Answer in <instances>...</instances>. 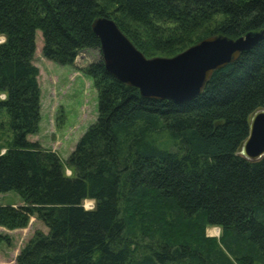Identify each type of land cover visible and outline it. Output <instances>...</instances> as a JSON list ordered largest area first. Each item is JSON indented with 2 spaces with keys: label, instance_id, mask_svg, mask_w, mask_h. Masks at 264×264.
<instances>
[{
  "label": "trees",
  "instance_id": "1",
  "mask_svg": "<svg viewBox=\"0 0 264 264\" xmlns=\"http://www.w3.org/2000/svg\"><path fill=\"white\" fill-rule=\"evenodd\" d=\"M99 16L146 56H172L210 35L264 28V0H0V108L14 136L0 155V192L24 200L0 205V225L26 227L35 215L49 229L17 264H264V155L238 154L251 114L264 109V35L181 103L143 97L102 57L88 64L98 117L67 174L56 152L28 138L41 120L36 34L44 57L73 65L81 51H101ZM214 225L220 236H207Z\"/></svg>",
  "mask_w": 264,
  "mask_h": 264
},
{
  "label": "water",
  "instance_id": "2",
  "mask_svg": "<svg viewBox=\"0 0 264 264\" xmlns=\"http://www.w3.org/2000/svg\"><path fill=\"white\" fill-rule=\"evenodd\" d=\"M92 28L100 39L102 59L108 72L119 81L137 87L143 97L177 103L196 97L213 70L236 60L264 35V28L236 38L211 35L173 57L149 58L113 18L99 16ZM238 154L251 160L264 155V109L251 114L248 135Z\"/></svg>",
  "mask_w": 264,
  "mask_h": 264
},
{
  "label": "rangeland",
  "instance_id": "3",
  "mask_svg": "<svg viewBox=\"0 0 264 264\" xmlns=\"http://www.w3.org/2000/svg\"><path fill=\"white\" fill-rule=\"evenodd\" d=\"M1 36L0 42L5 39ZM43 41L42 31L38 30L34 63L40 71L38 80L41 87V120L38 132L30 134L28 138L56 152L62 159L66 173L72 174V170L67 165V159L80 138L98 117V91L94 79L84 72V68L91 62L99 60L102 53L98 49H86L79 53L73 65H62L44 57ZM182 51L172 56H157L173 57ZM147 57L150 58V56ZM2 95L0 98L4 99ZM13 137L10 115L6 109L0 108V155L12 146ZM21 200L24 201L14 190L0 192V205H9ZM87 201H84L85 208L93 209L96 201L94 199L92 202ZM0 226L3 227V229L0 228V260L8 262L16 260L13 257L14 254L20 253L36 231L41 230L47 233L49 230L35 215L31 217L26 227L10 229ZM16 229L20 230L16 231ZM205 233L207 236L218 237L220 227L208 226Z\"/></svg>",
  "mask_w": 264,
  "mask_h": 264
},
{
  "label": "crops",
  "instance_id": "4",
  "mask_svg": "<svg viewBox=\"0 0 264 264\" xmlns=\"http://www.w3.org/2000/svg\"><path fill=\"white\" fill-rule=\"evenodd\" d=\"M4 40H5V39H4ZM4 40H3V41H4ZM3 41H2V42H3ZM9 205H15V206L24 205V201L21 200V201L14 202V203L9 204ZM0 228L3 229V227H1V226H0ZM17 230H20V229H16V231H17ZM220 234H221V228H220L219 236H220ZM219 236H218V237H219ZM13 257H15V259H16L17 254H14ZM14 262H15V263H14ZM14 262H13V260H11V262H8V261H1V260H0V263H1V264H6V263H8V264H17L16 260H15Z\"/></svg>",
  "mask_w": 264,
  "mask_h": 264
},
{
  "label": "built area",
  "instance_id": "5",
  "mask_svg": "<svg viewBox=\"0 0 264 264\" xmlns=\"http://www.w3.org/2000/svg\"><path fill=\"white\" fill-rule=\"evenodd\" d=\"M1 97H2V98H5V94H3Z\"/></svg>",
  "mask_w": 264,
  "mask_h": 264
},
{
  "label": "bare ground",
  "instance_id": "6",
  "mask_svg": "<svg viewBox=\"0 0 264 264\" xmlns=\"http://www.w3.org/2000/svg\"><path fill=\"white\" fill-rule=\"evenodd\" d=\"M87 202H92V200H88Z\"/></svg>",
  "mask_w": 264,
  "mask_h": 264
}]
</instances>
